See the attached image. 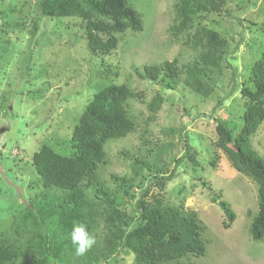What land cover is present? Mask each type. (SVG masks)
<instances>
[{
  "label": "rangeland",
  "instance_id": "1",
  "mask_svg": "<svg viewBox=\"0 0 264 264\" xmlns=\"http://www.w3.org/2000/svg\"><path fill=\"white\" fill-rule=\"evenodd\" d=\"M176 1L130 0L142 15L144 29L127 31L118 48L107 54L89 52L79 18L49 20L35 8L32 14L26 8L21 13L25 29L20 36H15L17 29L1 26L8 32L0 33V129L6 128L0 134V230L7 228L15 211L37 190L34 152L45 142L59 150L60 142L70 139L93 93L111 82L126 83L142 94L128 104L137 129L107 144L108 163L102 172L108 185L113 186L111 174L130 170V160L122 151L149 154L154 160L160 150L162 164L174 176L162 190L153 178L145 186L150 195L160 194L169 204L183 202L186 209L196 211L205 226L203 237L208 239L205 255L185 256L180 264H264V238L255 242L249 233L258 209L257 186L232 166L224 150L214 146L216 117L228 119L235 132L241 129L240 86L248 78L245 67L262 52L264 37L251 40L259 37L253 23L264 21V0H236L220 16L197 19L196 25L210 24L230 40L224 83L205 103L182 88L164 89L135 71L165 60L183 63L195 55L189 37L171 29ZM8 2L0 0V5ZM235 64L238 79L233 80ZM157 98L162 104L154 111L151 105ZM188 139L191 150L197 149L199 164L184 155ZM252 145L264 157V123ZM216 193L236 212L229 228L223 227V211L212 201ZM133 259L131 253L121 251L110 264H132Z\"/></svg>",
  "mask_w": 264,
  "mask_h": 264
},
{
  "label": "trees",
  "instance_id": "2",
  "mask_svg": "<svg viewBox=\"0 0 264 264\" xmlns=\"http://www.w3.org/2000/svg\"><path fill=\"white\" fill-rule=\"evenodd\" d=\"M19 1L0 5L1 34H7V27H1L7 25L17 29L15 36H20L25 29V15L21 13L26 8L30 14L35 8L49 20L79 18L93 55L114 51L127 31L144 29L142 15L130 0ZM235 1L177 0L176 21L171 29L176 35L189 37L195 55L183 63L174 59L146 64L142 70L136 68V73L164 89L182 88L201 103L207 102L224 83L230 40L210 24L196 25V21L222 15ZM253 24L260 33L251 42L263 40L264 21ZM6 42L11 44L10 38ZM261 46L260 56L245 67L248 78L240 86L244 100L241 129L235 132L228 119L216 117L214 142L216 149L224 150L232 166L257 186L258 209L249 225L255 242L264 238V157L252 145L253 136L264 123V43ZM235 65L233 80L238 79ZM140 96L126 83L111 82L93 93L70 139L60 142L59 150L45 142L34 152L37 190L15 211L7 228L0 230V264H110L117 261L121 251L134 256L132 264H180L185 256L205 255L208 239L203 237L205 226L197 212L186 209L183 202L169 204L160 194L150 195L145 186L153 178L162 190L174 176L162 164L160 150L154 160L149 159V154L124 150L121 154L130 160V170L111 174L113 186L103 178L102 170L108 163L107 144L137 129L128 104ZM161 104V98H157L152 110H159ZM189 138L193 140L192 135ZM185 146L184 155L199 164L197 149L191 150L189 139ZM212 201L223 211V227L229 228L236 219L232 205L221 193H216ZM74 225H84L96 239L82 256L76 255L71 242Z\"/></svg>",
  "mask_w": 264,
  "mask_h": 264
},
{
  "label": "clouds",
  "instance_id": "3",
  "mask_svg": "<svg viewBox=\"0 0 264 264\" xmlns=\"http://www.w3.org/2000/svg\"><path fill=\"white\" fill-rule=\"evenodd\" d=\"M71 242L76 255H84L96 243L94 236L90 235L84 225H74L71 232Z\"/></svg>",
  "mask_w": 264,
  "mask_h": 264
},
{
  "label": "water",
  "instance_id": "4",
  "mask_svg": "<svg viewBox=\"0 0 264 264\" xmlns=\"http://www.w3.org/2000/svg\"><path fill=\"white\" fill-rule=\"evenodd\" d=\"M5 129H6V128H4V127H3V128H1V129H0V134H1L2 132H4V131H5Z\"/></svg>",
  "mask_w": 264,
  "mask_h": 264
}]
</instances>
